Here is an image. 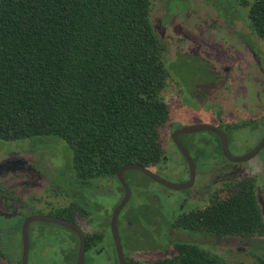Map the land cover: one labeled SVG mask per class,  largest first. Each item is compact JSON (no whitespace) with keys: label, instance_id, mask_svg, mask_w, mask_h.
Here are the masks:
<instances>
[{"label":"trees","instance_id":"obj_1","mask_svg":"<svg viewBox=\"0 0 264 264\" xmlns=\"http://www.w3.org/2000/svg\"><path fill=\"white\" fill-rule=\"evenodd\" d=\"M242 3L250 6V27L264 40V0ZM153 4L0 0V138L55 136L69 144L75 194L85 193L67 217L76 223L90 215L86 189L105 194L103 181L115 179L124 193L116 177L121 166L139 163L157 171L174 144L168 45L154 30ZM212 136L219 143L208 138L195 148L199 167L221 153L219 137ZM258 184L264 200V179ZM257 191L254 175L224 182L202 207L173 220L175 229L195 237L177 243L171 257L149 262L127 257V264H235L216 249L231 238L248 241V252L257 258V237L264 236ZM62 210L67 214L69 206ZM85 233L89 247L95 246L91 239L104 235Z\"/></svg>","mask_w":264,"mask_h":264},{"label":"rangeland","instance_id":"obj_2","mask_svg":"<svg viewBox=\"0 0 264 264\" xmlns=\"http://www.w3.org/2000/svg\"><path fill=\"white\" fill-rule=\"evenodd\" d=\"M244 1L153 0L151 15L155 32L168 45V70L173 85L167 98L172 108L173 129L196 123L216 124L219 122L217 101L230 97L232 92L238 91L236 87H240L236 93L238 100H233L228 106L221 105L220 110L226 112L219 115L224 114L221 123L226 125L224 129L234 155L247 153L264 137V114L259 117V104L264 101L258 99L260 92L254 94L257 86L264 81V40L250 27V6H244ZM248 1L251 4L254 0ZM254 57L256 63L253 67L259 72V81L253 79L254 73H250L253 72L252 66H246L252 63ZM238 80L243 86L238 85ZM216 86L225 87L216 90ZM211 88L215 91L210 96L207 93ZM230 114L235 117V126L238 123L244 125L232 128ZM201 135L217 143L209 132H199L197 136ZM170 146L168 162H164L166 166L163 163V169L155 172L170 181L183 182L188 176L187 164L173 144ZM73 157L72 148L59 137L37 136L24 140L0 138V264H21L22 224L26 216L40 213L64 215L61 207H68L71 200L74 201L71 196L76 191L71 167ZM23 159L29 161L27 168L32 169L34 175L45 177L44 180L40 178L42 181L36 188L30 186L25 192L18 185L8 187L10 182L19 184L23 180L17 172ZM222 159L227 164L237 165L220 154L218 161L221 163ZM243 164L246 166L244 176L250 174L256 179L258 197L264 211L263 193L258 184L263 183L264 179V149ZM223 168L221 164H213L214 179H211V184H205L210 186L203 189L201 195L197 193L199 197H192V189H170L143 173L128 171L126 178L132 189V197L119 216V230L127 257L144 262L156 261L169 252L161 249L169 246L174 250L177 243L195 237L181 229L175 235L168 236L166 229L179 215L202 207L209 200L211 187L226 180L221 179ZM103 183L107 186L105 194L97 192L95 196L91 188L86 189L85 206L90 215L85 220L91 231L104 234L94 238L95 247L101 251L93 255L89 252L86 264H118L110 221L124 193L115 179ZM80 194L85 195L79 192L77 196L75 194L76 199ZM50 205L54 208H50ZM82 223L85 232H88V224L84 220ZM32 228L43 229L44 238L35 245L32 237L30 264H74L78 250L75 232L58 224L44 222H34ZM257 238L254 254L258 260L248 252L251 248L248 241L239 238L221 240L216 244V249L220 253H229L226 258L235 264H264V236Z\"/></svg>","mask_w":264,"mask_h":264},{"label":"water","instance_id":"obj_3","mask_svg":"<svg viewBox=\"0 0 264 264\" xmlns=\"http://www.w3.org/2000/svg\"><path fill=\"white\" fill-rule=\"evenodd\" d=\"M202 131L212 132L220 137L223 155L232 162H247L253 159L254 157H256L262 151V149H264V137H263L261 141L248 153L243 155H234L230 149L228 137L221 128H219L218 126L212 123H196L191 125H185L178 129H175L171 135V138L174 141L175 146L177 147L179 152L183 155V157L188 163L190 177L187 181L184 182L170 181L162 177L160 174L156 173L155 171L147 167H144L139 163H128L121 166L116 172V177L119 183L121 184L122 188L124 189V196L121 199V201L118 203V205L114 208L110 221L111 233L113 236L119 264H127V259L125 256V251L122 243V237L119 230V216L123 211V209L128 205L132 197V189L126 179L125 174L128 171H133V170L139 171L145 174L146 176H148L153 181L170 189L184 190L191 188L194 185L196 179L197 165L193 157L191 156L188 148L182 143L180 136L186 134H192L196 132H202ZM36 221L58 224L74 231L79 237V250L77 254L76 264H85L87 241H86L85 232L82 229V227L77 223L64 219L62 217L46 215V214L31 215L23 221L22 224L23 253H22L21 264H29V255H30L29 226L31 223Z\"/></svg>","mask_w":264,"mask_h":264},{"label":"flooded vegetation","instance_id":"obj_4","mask_svg":"<svg viewBox=\"0 0 264 264\" xmlns=\"http://www.w3.org/2000/svg\"><path fill=\"white\" fill-rule=\"evenodd\" d=\"M256 57H254V59H253V61H252V63L250 64V65H246V66H248V67H251L252 66V69H253V72H250V73H254L253 75H255V78H253V79H255L256 81H259L260 80V78H259V72H258V70H255L254 69V67H253V65L256 63V59H255ZM233 66V65H232ZM231 66V67H232ZM241 80V79H240ZM240 80H238L237 82H238V85H240V86H243V84L240 82ZM240 82V83H239ZM259 85V84H258ZM225 87V86H224ZM224 87H219V86H216V87H214L216 90H218V89H223ZM236 87V86H235ZM258 88H260L259 90H258ZM215 89H213V88H211V90L207 93L208 95H213L214 94V91H215ZM236 89L239 91V89H240V87H236ZM238 91H235V92H232V95L230 96V97H227L226 99H222V98H220V100L219 101H217V104H216V113L218 114L217 115V118H218V120H219V122H217L216 124H214V125H216V126H218L219 128H221L225 133H226V135H227V137H228V141H229V136H228V134H227V132H226V130L224 129L225 128V126L226 125H223L222 123H221V118H222V120H224V114L222 115V116H219L220 115V113H225L226 111H221L220 110V108H221V105L222 106H224V105H226V106H228V105H230L231 103H232V101L233 100H238V98H239V96H236V93L238 92ZM258 92H260L259 93V95H258ZM240 94V93H239ZM255 95H258V99L260 100V101H264V81H262L261 82V84L259 85V86H257V89L255 90V93H254ZM263 94V95H262ZM259 106L261 107V115L259 116V117H261V116H263V114H264V102H262V104H259ZM229 119H231L232 121H231V124H232V128L233 127H238V128H240V127H242L244 124L243 123H238L240 126H235V124H236V122H235V117H234V115H232V114H230V117H229ZM180 128V127H179ZM178 129V128H177ZM175 129H172V131H171V135H172V133H173V131H174ZM202 132H208V131H202ZM198 133L199 132H196V133H192V134H186V135H182V136H180V139H181V141H182V143L188 148V150H189V152H190V154H191V156L193 157V159H194V161H195V163H196V165H197V175H196V179H195V182H194V185L191 187V188H189L190 190L192 189V191H193V195H192V197L194 196V197H196V195L199 197V194H197V193H200V195H201V192H202V190L204 189H206L207 187H209V186H207V185H205L206 183H209L210 182V184H211V181L214 179V178H212L213 176H212V171H214L213 169H212V166H213V164H215V163H218V164H221V165H223L224 166V168L222 169V177H221V179L222 178H226V180H223L221 183H217V184H215L214 186H212L211 187V191L210 192H212V191H214L218 186H220L221 184H223L224 182H226V181H230V180H234V179H236V178H242L243 176H244V172H243V170L246 168V166L243 164V163H245V162H233V163H235V164H237V165H235V166H232V165H230V164H227L226 163V161L224 160V159H222V162L220 163L219 161H218V159H219V156H220V154H222L223 155V152H222V148H221V153H219V156L218 157H215V158H213L212 160H209L208 161V163L205 165V166H203L202 168L201 167H199V163H200V161H199V155L197 156V155H195V148L199 145V143H205V142H207V139L208 138H206V137H204V135H201V136H197L198 135ZM209 134H213L212 132H209ZM215 134V133H214ZM216 136H218L217 134H215ZM219 137V136H218ZM172 139V138H171ZM219 139H220V137H219ZM219 141V140H218ZM217 141V143H219ZM171 143H174V141L172 140V142ZM220 143H221V139H220ZM173 146H174V148L178 151V149H177V147L175 146V144H173ZM230 146V145H229ZM179 152V151H178ZM249 152V151H248ZM247 152V153H248ZM180 153V152H179ZM181 154V153H180ZM246 154V153H245ZM182 155V154H181ZM182 157H183V155H182ZM223 157L226 159V160H228L224 155H223ZM184 158V157H183ZM185 159V158H184ZM24 160V162H21L20 163V165H19V169H18V173L20 174V175H22V178H23V180H21L20 181V183L19 184H14L13 182H10L11 184L10 185H8V187H17V185L19 186V187H21V189L25 192V191H28L30 188V186H34L33 188H36V186L37 185H39L40 184V182L42 181V180H44V178L43 177H39V176H37V175H34L33 173H32V169H28L27 168V165H28V163H29V161L27 160V159H23ZM228 161H230V160H228ZM187 162V161H186ZM230 162H232V161H230ZM187 165H188V163H187ZM163 168H160L159 170L161 171ZM228 169H231L230 170V172L228 173ZM236 169H239L237 172H234ZM221 172V171H220ZM158 173V172H157ZM209 173L211 174V178L209 177ZM220 175V174H219ZM218 175V176H219ZM217 175H215V177H216ZM246 176V175H245ZM189 177H190V171H189V166H188V176H187V179H185L184 181H187L188 179H189ZM40 178L42 179L41 181H40ZM202 179H204V181H202ZM212 179V180H211ZM6 181H8L9 182V180L8 179H6ZM6 181L4 182L5 183V185H6ZM183 181V182H184ZM206 181V182H205ZM200 182H202V183H200ZM197 186V187H196ZM196 187V188H195ZM215 187V188H214ZM193 188H194V190H193ZM7 189H9V188H7ZM6 189V190H7ZM189 189H184V190H189ZM210 194V193H209ZM208 194V195H209ZM71 196H73L74 197V201H72L71 200V202H70V204H69V211L67 212V214H64V216H66L65 218L64 217H62V218H64V219H67L68 220V218L69 217H71V216H73L74 214H75V212H76V208L73 206V204H74V202H76V197H75V192L73 193H71ZM77 196V195H76ZM69 202V201H68ZM64 207H66V206H64ZM64 207H61V208H64ZM50 208H54V207H52L51 205H50ZM47 209H49V208H47ZM41 211H45V209H42ZM40 211V212H41ZM1 212V211H0ZM2 213H5V212H3L2 211ZM41 214V213H40ZM33 215H37V214H33ZM46 215H48V214H46ZM29 216H31V215H29ZM28 216V217H29ZM53 216H58V215H53ZM27 216L25 217V219L26 218H28ZM59 217V216H58ZM68 217V218H67ZM23 221H24V219H23ZM71 221V220H70ZM36 222H42V221H36ZM74 222V221H73ZM173 222V221H172ZM172 222L170 223V225H169V227H167V225H166V227L168 228V229H166V233L168 234V236H169V234L171 235H175V233L177 232V229H175L174 227H173V224H172ZM34 223V222H33ZM33 223H31L30 224V226H29V236H30V255H31V251H32V249H33V244H32V237H33V240H34V244L35 245H37L38 244V242H40V240H41V238H44V233H43V229H40V228H32V224ZM44 223H49V222H44ZM76 223V222H75ZM52 224H54V223H52ZM78 225H80L81 227H82V229L84 230V232H85V229H84V227H83V223L82 222H79V223H77ZM85 224H87L86 222H85ZM66 228V227H65ZM87 228L89 229V224H88V226H87ZM174 228V229H173ZM68 229V228H67ZM70 230V229H69ZM72 231V230H71ZM174 231V232H173ZM74 232V231H73ZM121 234V233H120ZM85 235H86V233H85ZM78 236V235H77ZM113 237V236H112ZM100 238V237H99ZM103 238V237H102ZM101 238V239H102ZM86 241H87V238H86ZM91 241H92V244L94 245V239H91ZM122 243H123V241H122ZM113 246H114V248H115V244H114V240H113ZM177 246V245H176ZM176 246H175V248H174V250H172V249H170V247L169 246H166V248L164 249H161L160 251H168L169 250V252H168V254L167 255H165L164 257H166V256H172L173 254H174V252L176 251ZM165 247V246H164ZM123 248H124V251H125V247H124V245H123ZM78 250H79V237H78ZM78 250H77V254H78ZM101 250L99 249V248H96L95 246H92V247H89V244H88V241H87V243H86V257H87V254L90 252V254L91 255H93V254H96V253H98V252H100ZM115 251H116V248H115ZM177 252V251H176ZM160 253V252H159ZM30 255H29V264H30ZM125 256H126V258H127V255H126V252H125ZM161 258H163V256H161ZM116 259H117V253H116ZM76 260H77V257H75V262H74V264H76ZM158 260V259H157ZM117 263L119 264V262H118V259H117ZM85 264H86V259H85Z\"/></svg>","mask_w":264,"mask_h":264}]
</instances>
